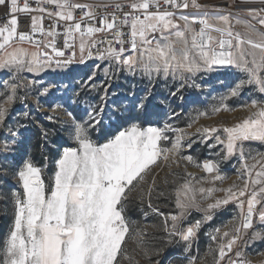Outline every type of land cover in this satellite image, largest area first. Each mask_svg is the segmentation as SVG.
<instances>
[{"label": "snow or ice", "instance_id": "6c2138e0", "mask_svg": "<svg viewBox=\"0 0 264 264\" xmlns=\"http://www.w3.org/2000/svg\"><path fill=\"white\" fill-rule=\"evenodd\" d=\"M209 78L216 103L176 126V101L195 103L185 93ZM245 95L244 118L189 131ZM252 142L264 145V0H0V264H161L163 246L182 264H252L264 240ZM233 159L236 180L219 186Z\"/></svg>", "mask_w": 264, "mask_h": 264}, {"label": "rangeland", "instance_id": "374dc122", "mask_svg": "<svg viewBox=\"0 0 264 264\" xmlns=\"http://www.w3.org/2000/svg\"><path fill=\"white\" fill-rule=\"evenodd\" d=\"M207 4H215L218 3L219 0H204ZM80 72H87L88 69L84 66H79ZM75 73H73L74 75ZM130 87V82L120 81L118 90L119 91H127ZM213 88L219 89L220 85L217 83L215 78H209L207 85L203 88V90H189L185 93L186 98H191L195 100V103H184V101L177 100L176 103L182 105L183 110L181 108H177L178 112H181V118L174 121L176 126L186 127V124L191 122L192 118L196 116L197 111H206L211 108V106L216 103L214 99L219 93L212 91ZM249 102V98L247 95L241 98H234L228 101L229 107L235 109V111H221L217 114H210L206 117H200L198 122L193 125L192 129L189 131H195L196 127L201 125L205 126H218V125H227L230 126L233 123L237 122V120L244 118L247 115V111L240 108L241 104ZM250 147L255 151L264 152V145L259 144L258 142H252ZM191 154H193L198 159H203L205 157L210 156V150L203 144H195L193 149L190 150ZM238 167V163L236 159H233L230 164L222 165L224 174L227 179L223 182V184L219 185L222 187H227L234 180H236L235 169ZM190 172L200 175L198 169L193 166H190L188 169ZM163 175V173H161ZM222 195V194H218ZM234 206L229 205L227 209H221L219 213L214 217L213 221L209 222L208 226L204 229V231L200 234L199 239L193 245L192 254L197 256H202L208 248V245L211 243L209 236L205 233H211L212 228L221 227L224 224L230 222L231 217L234 215ZM132 217L136 219L141 224H153L159 223V220L156 217L149 216L147 220H145L138 210H134L131 213ZM194 217L198 218L199 214L194 213ZM7 221L0 217V236L4 234L6 231ZM149 232L152 233V229L149 228ZM158 235V234H154ZM154 235H150L148 237L149 246H160V242L158 239L154 238ZM135 245L132 241H129V248H133ZM164 251L158 257L161 261V264H182L183 262V254L181 250L175 246H163ZM248 253L247 258L252 259L254 261H264V255L260 253L264 252V240H255L253 244L246 250ZM141 264H146V262L141 259Z\"/></svg>", "mask_w": 264, "mask_h": 264}, {"label": "built area", "instance_id": "2783aa9c", "mask_svg": "<svg viewBox=\"0 0 264 264\" xmlns=\"http://www.w3.org/2000/svg\"><path fill=\"white\" fill-rule=\"evenodd\" d=\"M22 22L26 24V21H22ZM249 260L252 262V264H264V261H254L252 259Z\"/></svg>", "mask_w": 264, "mask_h": 264}]
</instances>
